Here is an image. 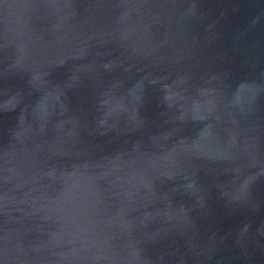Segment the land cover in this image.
Segmentation results:
<instances>
[{"label":"water","instance_id":"1","mask_svg":"<svg viewBox=\"0 0 264 264\" xmlns=\"http://www.w3.org/2000/svg\"><path fill=\"white\" fill-rule=\"evenodd\" d=\"M0 264H264V0H0Z\"/></svg>","mask_w":264,"mask_h":264}]
</instances>
